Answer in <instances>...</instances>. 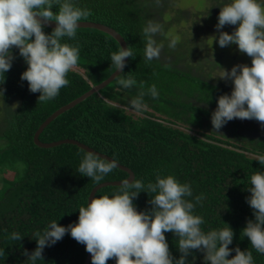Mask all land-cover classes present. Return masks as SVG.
<instances>
[{
	"label": "trees",
	"instance_id": "trees-1",
	"mask_svg": "<svg viewBox=\"0 0 264 264\" xmlns=\"http://www.w3.org/2000/svg\"><path fill=\"white\" fill-rule=\"evenodd\" d=\"M170 1L75 0L78 6L91 10L92 15L83 21L115 30L134 57H127L124 69L104 88L56 116L38 139L43 143L78 141L115 159L132 171L133 179L136 177L145 185L155 182L158 170L162 175H174L191 185L190 199L203 195L195 213L203 217L205 223L201 227L205 232L223 228L226 223L233 229L229 258L239 247L252 252L254 264H264V254L256 252L250 239L241 234L247 222L255 219L247 201L251 195L248 187L251 174L264 172V165L255 160L264 155V130L233 119L218 134L212 124V113L218 106V98L225 93L230 95L233 89L208 81L186 64L179 68L159 59L145 61L143 28L149 20L158 23V17L169 25L174 19L166 11ZM209 2L214 4L212 8L209 4L208 14L214 13L218 23L220 5L227 0ZM58 10L54 5L53 11ZM177 14L185 13L178 9ZM224 27L234 32L238 25ZM44 31L51 34L53 28L44 27ZM164 35L169 39L167 33ZM63 42L78 46L80 54L77 70L67 75L69 84L54 99L39 102L41 93L31 92L28 82L21 79L28 64L18 48L12 49L15 59L11 69L0 75L1 100L5 104L17 101L0 124V174L5 170L13 172L11 179L0 178V249L5 250L0 264H31L24 252L30 255L36 249L35 232H43L53 220L65 227L78 222V209L87 205L95 185L122 181L128 176L116 168L97 183L77 171L84 150L72 144L41 148L33 142L35 131L50 114L115 71L110 56L120 46L108 34L94 28H78L74 40L64 38ZM213 65L220 66L215 60ZM129 76L135 78L134 86L119 85L118 79ZM153 84L159 93L155 99L147 94ZM141 90L146 93L143 97L146 107L134 117L126 110L132 109L130 101ZM113 104L119 107L114 108ZM193 129L196 131L189 132ZM119 186H104L94 196L106 193L111 196ZM151 199L152 194L142 190L134 198L137 210L151 212ZM12 232L20 233L21 241L10 240ZM165 236L174 260H178L182 255L178 238L173 232H166ZM86 254V246L73 239L69 231L62 240L46 247L44 259L36 264H83ZM204 256V251L193 250L186 264H206ZM88 264H92V257ZM107 264H116V260L109 259Z\"/></svg>",
	"mask_w": 264,
	"mask_h": 264
},
{
	"label": "clouds",
	"instance_id": "clouds-1",
	"mask_svg": "<svg viewBox=\"0 0 264 264\" xmlns=\"http://www.w3.org/2000/svg\"><path fill=\"white\" fill-rule=\"evenodd\" d=\"M159 3V0H157ZM58 6V12L53 6ZM221 10L216 25L219 46L235 44L241 53L252 58L251 66L237 64L231 71L224 69L218 77L231 79L234 83L231 94L218 98V106L212 113L215 130L221 129L228 121L255 119L264 125V0H227L220 5ZM91 10L78 6L75 0H0V75H5L15 59L12 49L18 48L19 54L28 64L21 79L29 84L33 93L40 92L39 102H47L69 84L68 73L79 60L80 49L76 45L63 42L64 38L74 40L80 21L91 16ZM57 25L47 34L44 27L49 21ZM225 25H238L229 33L220 31ZM161 32V25L149 20L143 28L145 40L144 59L147 62L159 59L163 49L155 36ZM213 37V42L216 37ZM178 36H172L168 47L175 49ZM127 57H134L130 47H120L111 54L115 70H123ZM119 85L131 88L137 82L134 77L118 79ZM142 87V86H141ZM3 93V90H0ZM141 90L132 98V109L142 111L146 105ZM147 94L158 98L159 93L153 84ZM112 107H119L113 104ZM264 165V155L258 156ZM118 167L115 159H108L88 150L85 152L78 172L99 183ZM251 192L247 201L253 209L255 219H250L242 230V235L250 239L251 246L264 254V172L256 171L250 176ZM142 190L152 194L151 212L138 211L134 198ZM190 184L182 183L172 174L162 175L158 170L155 182L145 183L136 177L121 181L119 189L112 194L93 196L87 205L79 207L78 222L67 227L53 220L43 232H35L36 249L29 255L31 264L43 260L44 249L54 245L70 231L78 243L86 246L91 254L92 264H107L115 259L116 264H186L193 250L205 252L206 264H254L251 251L232 249L229 245L234 238L233 229L227 226L205 232L202 216L195 213L196 205L201 204L203 195L193 199ZM166 232L175 233L181 256L174 260L165 236ZM12 241H21L18 232L9 236ZM5 254L0 249V257Z\"/></svg>",
	"mask_w": 264,
	"mask_h": 264
},
{
	"label": "rangeland",
	"instance_id": "rangeland-1",
	"mask_svg": "<svg viewBox=\"0 0 264 264\" xmlns=\"http://www.w3.org/2000/svg\"><path fill=\"white\" fill-rule=\"evenodd\" d=\"M170 3L166 11L174 19L170 21L169 25L167 23L164 24V21L160 17L157 18L160 22L158 24L161 25V32L155 36V39L158 44L163 45L159 60L171 62L179 68H184L185 66L183 65L185 64L189 65L195 74L205 77L212 83L229 86V88L233 89L234 83L231 79L226 81L218 76L223 73L224 69L230 72L233 66L237 64H248L251 66L252 58L245 53H241L235 44H230L224 48L219 46V34L216 28L215 15L214 13L213 15H209V11H207L209 4H211L209 8H212V4L214 3L209 2V0H171ZM178 9L184 11L185 14H177ZM165 16L167 17V14ZM180 17L181 20L179 21ZM166 25L168 26L164 30ZM220 31L232 33L226 27ZM166 33L169 35V39L165 38L164 34ZM172 36L180 38L175 49L168 47ZM212 36L216 37L214 42ZM214 60L220 65L219 67L213 65ZM73 70L77 69L74 68ZM78 71L81 73V70ZM16 105V100L5 104L0 97V124L5 113L14 109ZM126 112L134 117L140 115L132 109H127ZM235 120L245 125H250L253 128L264 130V125L255 119L241 120L236 118ZM182 129L188 131L184 127ZM211 130L214 131L213 128ZM195 131V129L189 130L191 133ZM217 133L220 134L221 131H217ZM249 134H255V132L249 131ZM12 176L13 172L10 170H5L0 174V178L5 179H11Z\"/></svg>",
	"mask_w": 264,
	"mask_h": 264
},
{
	"label": "water",
	"instance_id": "water-1",
	"mask_svg": "<svg viewBox=\"0 0 264 264\" xmlns=\"http://www.w3.org/2000/svg\"><path fill=\"white\" fill-rule=\"evenodd\" d=\"M79 23V27L78 28H94L97 29L99 31H102L106 34H108L109 36H111L121 47L126 48V44L123 40V38L112 28H109L105 25H102L100 23H95V22H89V21H80ZM57 25L56 21H49L47 22L45 27L48 28H55ZM127 59V58H126ZM126 63V62H125ZM121 72V70H115L114 72H112L110 74V76L108 78H106L105 80H103L102 82H100L99 84L92 86L86 93L82 94L81 96L75 98L74 100H72L71 102H69L68 104L62 106L61 108L57 109L56 111H54L52 114H50L41 124L40 126L37 128V130L35 131L34 135H33V142L36 146L41 147V148H48V147H54L56 145L59 144H72L75 145L77 147H79L80 149L84 150L85 152L88 150L94 151L93 149L89 148L88 146L79 143L78 141L72 140V139H63V140H58V141H54V142H50V143H43L40 142L38 139L39 134L41 133V131L43 130V128L49 123L51 122L56 116H58L59 114H61L62 112L66 111L67 109L73 107L75 104L81 102L82 100H84L86 97H88L89 95H91L92 93L98 92L100 89L104 88L109 82H111L119 73ZM95 153L101 155L102 157L108 158V159H112L110 157H108L105 154H101L97 151H94ZM119 169L125 171L128 176L126 177L129 178V180L131 181L134 177L133 173L131 170H129L128 168L118 164ZM121 181H110V182H102L99 183L97 185H95L89 195H88V199H87V203L90 201V199L94 196L95 192L104 187V186H113V185H120ZM91 258V254L87 252L85 260L83 262V264H88Z\"/></svg>",
	"mask_w": 264,
	"mask_h": 264
}]
</instances>
